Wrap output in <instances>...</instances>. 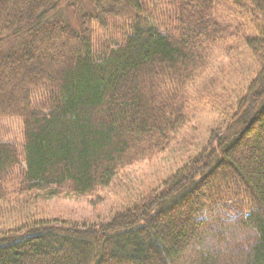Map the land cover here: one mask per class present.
Segmentation results:
<instances>
[{
	"label": "trees",
	"instance_id": "16d2710c",
	"mask_svg": "<svg viewBox=\"0 0 264 264\" xmlns=\"http://www.w3.org/2000/svg\"><path fill=\"white\" fill-rule=\"evenodd\" d=\"M69 1L0 0V202L85 195L165 149L212 48L242 35L258 70L160 192L97 227L5 229L0 264H264V0H87L75 27L51 15Z\"/></svg>",
	"mask_w": 264,
	"mask_h": 264
},
{
	"label": "rangeland",
	"instance_id": "374dc122",
	"mask_svg": "<svg viewBox=\"0 0 264 264\" xmlns=\"http://www.w3.org/2000/svg\"><path fill=\"white\" fill-rule=\"evenodd\" d=\"M89 11L91 7L87 0H71L62 3L51 15L55 14L75 27L79 13ZM229 14L226 13L227 22L232 26L238 24V21H233L235 13ZM111 35L98 30L94 49L100 48V43ZM113 36L119 40L118 35ZM241 36L209 51L205 69L200 72L187 100L189 120L165 149L152 157L123 166L107 187L97 188L85 195H79L68 185H63L0 202V232L17 227L28 219L51 221L56 225L64 222L68 226L97 227L148 195L160 192L162 183L168 177L206 148L214 135L224 132L230 116L235 112L233 105L245 98L246 87L258 67Z\"/></svg>",
	"mask_w": 264,
	"mask_h": 264
}]
</instances>
